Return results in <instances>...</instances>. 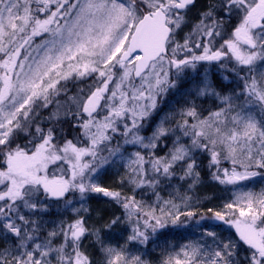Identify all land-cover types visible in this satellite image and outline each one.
I'll use <instances>...</instances> for the list:
<instances>
[{
  "label": "snow or ice",
  "instance_id": "obj_1",
  "mask_svg": "<svg viewBox=\"0 0 264 264\" xmlns=\"http://www.w3.org/2000/svg\"><path fill=\"white\" fill-rule=\"evenodd\" d=\"M196 6L0 0V264H149L135 246L195 215L177 186L204 168L238 186L208 209L236 238L209 225L162 264H264V190L241 186L264 175V0H206L193 21ZM95 197L119 214L94 218Z\"/></svg>",
  "mask_w": 264,
  "mask_h": 264
},
{
  "label": "rangeland",
  "instance_id": "obj_2",
  "mask_svg": "<svg viewBox=\"0 0 264 264\" xmlns=\"http://www.w3.org/2000/svg\"><path fill=\"white\" fill-rule=\"evenodd\" d=\"M205 3H206V0H198L197 6L195 8H193L192 12L190 13V19L191 20H193V21L195 20L196 16L198 15V12L205 6ZM42 39H43V37H39L38 36V37L34 38V41L36 43H39ZM22 54H23V50H22ZM169 97H172V98L170 100H168ZM174 99L176 101L178 99V97H176V96H174L173 94L170 93L167 96V98H165L164 101H163L162 110L163 111H167L168 110L169 102H172V104H175ZM223 163H227V161L226 160L222 161V164ZM120 171L122 172L123 169H120ZM119 179H120V177L117 175L116 170H109L104 176L101 177V183L105 184L106 186L113 187V188H119L120 187ZM241 186H243L242 190H244V191H249L250 190V191H252L254 193H259L261 190H264V176L263 175H259V176H256L254 179H250V180H247V181H242L241 182ZM177 187L179 188L181 194L186 193L188 196L192 197V199L190 201H187V203L189 205L188 208H185L184 205L181 204V201L179 199H176V203L180 204V206H181V211H185L187 209H191V207H195L196 204H200V203H205L207 206L209 205V200L207 199V196L204 197V196H200L199 194H196L195 193V189H193L191 191H188L186 184H180ZM235 187H238V186H233V185H227L226 186V185H223L222 186L223 189H221V187H219V190H216V192H220L223 195H230L231 200H232V199H234V194H233L232 189L235 188ZM173 191H174L173 189L169 188V189L161 191L160 195L164 199H168L169 198V194L172 193ZM145 197H146L145 200L146 199L148 200V201H146L147 204L157 207V205L154 204V197L151 195V193L145 195ZM152 201H153V203H152ZM89 207L92 210V214H93L94 218H95L97 213H100L101 216L107 218L108 216L111 215V213L113 211H115L118 214H119V211H120L119 209H116L115 206L110 205L109 203H107L106 200H104V198H100V197L92 198L89 201ZM179 226H181L180 227L181 230H185L188 233H190V236L188 235L185 238L184 242L179 247L175 248V250H177V251H175V252H173L171 254H175V253L180 252L181 248L184 247L185 245L195 244V243L203 244L206 241H209V242L211 241V238L206 235V232L208 231V225L206 223L182 222V223H180ZM202 227H205L206 231H204ZM163 228H159L157 230V232L152 236V238L150 240H152L159 233V231L161 229H163ZM120 233H125L126 234V227L125 226H118L115 229V234L117 236H119ZM193 234H195V235H193ZM199 236H201V237H199ZM226 238H228V237H226ZM150 240H149V242H150ZM149 242H148V244H149ZM148 244H147V246H148ZM147 246L144 247V246L136 245L135 248L139 249L140 251L145 253L144 258L147 261H149V264H162L163 259L161 257H159V258L155 257L154 261L149 260L150 254L146 253V251H145V250H148ZM132 247L133 246L130 245V248H132ZM152 251H153V253H155V250H152Z\"/></svg>",
  "mask_w": 264,
  "mask_h": 264
},
{
  "label": "trees",
  "instance_id": "obj_3",
  "mask_svg": "<svg viewBox=\"0 0 264 264\" xmlns=\"http://www.w3.org/2000/svg\"><path fill=\"white\" fill-rule=\"evenodd\" d=\"M172 97H169L168 100H170ZM230 165H231L230 162L227 161V163L222 164V167L230 168L231 167ZM201 176L203 182L198 184L194 188L195 193L199 194L200 196H204V197L207 196V199L209 200V205L207 206L205 203H200V204H196L195 207H191V209L185 210V211H194L195 215L193 217L180 216L179 219L175 222V224L171 222L170 218L165 217V219L168 220L167 225L163 229H161L159 233L152 240H150L147 246L149 251L145 250L146 253L150 254L149 260L154 261L155 257L156 258L161 257L162 259H164L166 255L177 251L175 250V248L179 247L184 242L185 238L188 235L190 236V233L180 229L181 226L179 225L182 222L206 223L208 226L212 225L211 230L214 231L217 237L221 240H227L229 237L233 239L236 238L235 230L230 225H225L222 221H214L212 219V213L208 211V209L210 208L213 210H220L225 203L231 200L230 195H223L220 192H216V190H219V187L223 189L222 188L223 185L219 184L218 182L210 178V176L208 175L207 168H204L202 170ZM254 178L255 177L251 179ZM139 198L140 197L138 195V199ZM145 198L146 197L144 196L143 200L145 202L148 201L147 199L145 200ZM201 217H203V219H201ZM226 219H231V217H226ZM202 228L204 231H206L205 227ZM152 250H155L156 254L153 253Z\"/></svg>",
  "mask_w": 264,
  "mask_h": 264
}]
</instances>
